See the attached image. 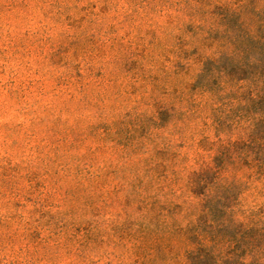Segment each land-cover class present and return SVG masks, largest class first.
<instances>
[{"label":"rangeland","instance_id":"374dc122","mask_svg":"<svg viewBox=\"0 0 264 264\" xmlns=\"http://www.w3.org/2000/svg\"><path fill=\"white\" fill-rule=\"evenodd\" d=\"M174 1L0 0V264H144L112 230L137 172L112 135L152 90L185 93L211 54ZM263 203L241 193L242 209Z\"/></svg>","mask_w":264,"mask_h":264},{"label":"trees","instance_id":"16d2710c","mask_svg":"<svg viewBox=\"0 0 264 264\" xmlns=\"http://www.w3.org/2000/svg\"><path fill=\"white\" fill-rule=\"evenodd\" d=\"M193 1L173 4L194 48L211 54L185 93L152 90L148 108L115 123L137 172L112 230L135 241L144 264H264V203L240 205L247 186L264 193V18L258 0ZM196 118L203 126L189 132ZM187 142L191 156L178 148Z\"/></svg>","mask_w":264,"mask_h":264}]
</instances>
